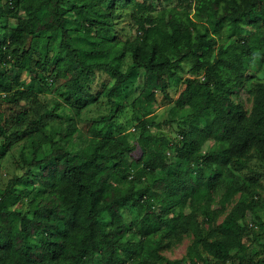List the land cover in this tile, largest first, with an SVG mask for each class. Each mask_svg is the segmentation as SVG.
Listing matches in <instances>:
<instances>
[{"label": "trees", "instance_id": "trees-1", "mask_svg": "<svg viewBox=\"0 0 264 264\" xmlns=\"http://www.w3.org/2000/svg\"><path fill=\"white\" fill-rule=\"evenodd\" d=\"M156 1L0 0L1 63L19 60L36 72L31 87L43 86L39 68L48 69L55 47L53 70L77 71L73 107L100 99L109 107L82 150L69 144L75 123L56 136L32 132L19 154L26 172L0 189V264H131L141 256L150 264H264V234H252L264 226L259 182L243 175L255 155L264 162V82L254 85L251 112L235 99L264 62V0ZM120 4L135 8V39L117 32ZM187 68L193 77L173 101L171 81ZM140 81L147 102L161 91L173 103L164 123L179 124L182 138L152 134L161 126L152 119L140 122L137 139L104 136L98 125H116ZM13 90L0 68V94ZM10 150L0 145V159ZM127 207L138 210L136 222ZM189 233L185 257L163 255Z\"/></svg>", "mask_w": 264, "mask_h": 264}, {"label": "rangeland", "instance_id": "rangeland-1", "mask_svg": "<svg viewBox=\"0 0 264 264\" xmlns=\"http://www.w3.org/2000/svg\"><path fill=\"white\" fill-rule=\"evenodd\" d=\"M158 1L161 2L162 6L168 7L176 5L179 0ZM134 11L135 8L131 6L121 4L118 6L117 32L123 40L135 39L137 37V27L132 17ZM73 43L76 44L75 41ZM57 52L58 49L54 47L45 67L48 69L43 70L39 68V73L45 76L48 81V84L43 86L35 82V87H31L32 76L36 75V72L22 68L19 60L13 59L11 62H0L1 70L10 77L14 84V90L11 93L0 94V96L2 95L0 100V126L5 127L7 130L5 135L0 133V145L7 142L11 143V150L7 156L4 159H0V189H4L10 179L26 172V170L20 168L19 154L23 147L32 139V132H34L33 135L35 134V136L37 134H44L45 137L48 135L56 136L59 131L72 129L75 123L80 130L71 137L69 144L73 149L82 150L93 137L94 132L90 130L92 122L100 115H106L109 112L108 104L102 99L95 101L94 104H91L80 112L73 107V103L69 101L72 98L69 88L74 86L75 81L73 78L77 71L58 74L56 70H53L52 61ZM40 56H42L43 60L46 54L39 53L37 57ZM249 75L250 80L240 95L235 96V99L243 103L246 109L251 112L254 103V85L258 82H264V62L261 60L256 61ZM189 77H193V75L187 68L181 72L179 79L171 81L169 92L173 101L179 97L184 88V82ZM95 83H98V80ZM144 87L145 83L140 81L130 98L125 100L124 111L118 113L116 125L111 128H106L105 125H98L99 128H104V136L118 135L120 132L125 131L137 139L141 135L140 122L145 119H152L156 123L161 124L160 127H150L152 134L167 136L176 141L182 138L180 132L181 126L179 124L164 123L166 120L172 118L171 108L173 103H170L161 91H156L155 101L152 104L147 102L143 95L145 92ZM56 115L59 116L56 117ZM178 117L181 116L179 115ZM19 119H22L20 123L17 122ZM19 132H21V136L18 135ZM171 155L173 158L176 156L174 153ZM243 175L244 177H253L259 182L258 191L260 192V197L257 200L259 212L264 222V162L255 155L249 167L243 172ZM240 196L241 194H238L227 206L226 212L219 216L218 223L224 220ZM216 198L219 200L221 193L217 194ZM127 209V221L129 223L136 222L139 219L138 210L132 207H127ZM199 215L200 219L204 221L203 212ZM253 233L263 235L264 226L254 225L252 229ZM193 240V233L186 234L182 242L174 241L166 245L162 253L171 260L181 259L187 255L188 248ZM165 243L167 244V241ZM251 248L257 251L260 247L258 244L253 243L251 244ZM138 262L150 264L145 256L135 259L131 264H138Z\"/></svg>", "mask_w": 264, "mask_h": 264}]
</instances>
